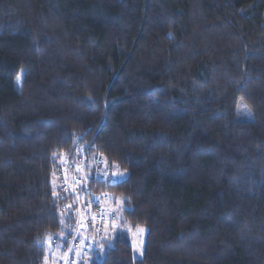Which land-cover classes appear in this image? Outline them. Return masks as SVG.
<instances>
[{
  "label": "trees",
  "instance_id": "obj_1",
  "mask_svg": "<svg viewBox=\"0 0 264 264\" xmlns=\"http://www.w3.org/2000/svg\"><path fill=\"white\" fill-rule=\"evenodd\" d=\"M95 155L125 176L69 192ZM81 193L125 206L76 264H264V0H0V264L68 248Z\"/></svg>",
  "mask_w": 264,
  "mask_h": 264
},
{
  "label": "rangeland",
  "instance_id": "obj_2",
  "mask_svg": "<svg viewBox=\"0 0 264 264\" xmlns=\"http://www.w3.org/2000/svg\"><path fill=\"white\" fill-rule=\"evenodd\" d=\"M242 105L244 106L243 102H241L239 105L240 109L243 107ZM240 109L238 112L239 118H244L247 120L253 118L251 114L250 116L243 115ZM244 112L246 113V111ZM69 162L70 159H68V157L63 159L65 167L70 165ZM93 169L96 170L98 174L101 173L104 175V177L113 180L122 178L126 174L118 167L110 166L108 162L103 160L100 155H95L93 161H86L84 159L76 163L73 170H71V167H69V169L64 168L62 172V175H64L62 177V183L64 184L65 181L68 191L72 192L75 190L77 184L83 183L84 178L88 176V174H90ZM80 180H82V182ZM53 182H55V177L53 178ZM82 194L83 193L79 195V198L76 201L79 204V221L82 224L84 223L82 226H85L86 229L82 231V226L80 229L77 228L75 237L71 240L68 248H64L62 244H54L53 238L48 237L46 239V244L48 245L47 264H76V262L78 263L80 260L82 254L87 253L88 255L89 253L85 251L88 248L86 243L89 242L91 249L94 246V239L96 237L100 236L104 240H109L115 234V232L121 228L122 211L125 206L123 196L108 195L104 197L100 203L105 210V216L98 219L96 216V210L94 211L89 207L90 205L87 201V198ZM95 204L97 205L96 202ZM96 223L98 224V229H96L94 226ZM140 229H143L144 231L141 232ZM131 232L135 256L142 257L147 228L139 227L135 230H132ZM104 247L105 246L103 245L100 250L102 251ZM69 249H71V251H69Z\"/></svg>",
  "mask_w": 264,
  "mask_h": 264
},
{
  "label": "built area",
  "instance_id": "obj_3",
  "mask_svg": "<svg viewBox=\"0 0 264 264\" xmlns=\"http://www.w3.org/2000/svg\"><path fill=\"white\" fill-rule=\"evenodd\" d=\"M98 207L96 209V216L98 217V219H100L101 217L105 216V210L103 208V206L101 205L100 201H96Z\"/></svg>",
  "mask_w": 264,
  "mask_h": 264
},
{
  "label": "snow or ice",
  "instance_id": "obj_4",
  "mask_svg": "<svg viewBox=\"0 0 264 264\" xmlns=\"http://www.w3.org/2000/svg\"><path fill=\"white\" fill-rule=\"evenodd\" d=\"M141 232H143L144 230L143 229H140ZM69 251H71V249H69Z\"/></svg>",
  "mask_w": 264,
  "mask_h": 264
}]
</instances>
